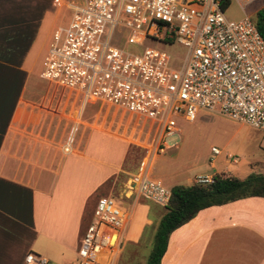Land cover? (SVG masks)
<instances>
[{
	"label": "built area",
	"instance_id": "1",
	"mask_svg": "<svg viewBox=\"0 0 264 264\" xmlns=\"http://www.w3.org/2000/svg\"><path fill=\"white\" fill-rule=\"evenodd\" d=\"M72 0L69 23L58 28L44 59L40 79L79 101L115 115H128L154 130L153 144L135 178V199L166 207L171 191L152 176L153 160L176 146L178 121L195 122L200 112L264 131V39L247 15L229 21L226 6L253 0ZM129 31V44L151 38L176 42L187 50L180 68L169 57L146 49L142 55L113 47L117 28ZM72 143L64 145L71 153ZM213 156H220L212 148ZM232 156H228L231 159ZM213 178L198 177L206 185ZM130 207L101 197L77 251L78 264H114L130 221ZM28 264L36 263L29 255Z\"/></svg>",
	"mask_w": 264,
	"mask_h": 264
},
{
	"label": "crops",
	"instance_id": "2",
	"mask_svg": "<svg viewBox=\"0 0 264 264\" xmlns=\"http://www.w3.org/2000/svg\"><path fill=\"white\" fill-rule=\"evenodd\" d=\"M71 2L0 0V264H28L31 254L33 264H78L80 241L99 199L92 208L93 196L120 170L128 151L126 140L94 131L59 156L52 144L59 117L50 114L54 110L36 111L37 78L54 32L69 23ZM106 138L124 145L123 152L103 145ZM92 144L98 148L91 150ZM95 163L102 168H93ZM140 200L126 206L127 244L140 243L147 225L151 210L137 211ZM160 264H264V198L200 211L171 233Z\"/></svg>",
	"mask_w": 264,
	"mask_h": 264
},
{
	"label": "rangeland",
	"instance_id": "3",
	"mask_svg": "<svg viewBox=\"0 0 264 264\" xmlns=\"http://www.w3.org/2000/svg\"><path fill=\"white\" fill-rule=\"evenodd\" d=\"M261 8H264V0H253L243 5L233 1L225 8L224 15L229 21H239L244 15L255 20L257 12ZM129 35V31L121 27L117 28L113 34L111 45L133 55H142L146 49L156 50L166 54L170 59V67L175 69L180 68L185 59L186 48L176 42L167 43L147 38L141 44H129L127 41ZM37 81L40 88L32 98L38 103L36 111L45 115L44 112L54 110V113L50 114H55L60 120L57 136L55 138L52 136V144L59 148V156L66 154L64 145L67 142H71L72 145L77 140L85 143L89 132L94 131L112 133L129 143L120 170L114 175H108L102 189L96 196H93L92 208L97 198L108 195L121 201L125 207L129 205V202H136L134 192L132 193L136 184L134 180L139 172L141 162L149 154V149L153 144L154 130L144 122L135 120L128 115L119 113L115 115L112 111L109 115H104L106 108H102L97 102L87 103L80 114V122L76 125L81 98H77L78 100L74 102V99H70V95L62 92L60 88L50 86L38 78ZM61 118H64L66 122ZM178 128L179 133L167 140L169 146L172 144H176V146L167 150L165 154L155 156L153 160L152 176L161 180L166 188L170 189V186L176 183L179 185H190L192 182L197 184L198 176L206 177L215 172L242 180L250 175H264V131L252 129L205 112H200L195 122L178 121ZM101 141L104 142H100L99 145L102 143L114 147L116 151L124 147V145L107 138L101 139ZM214 147L221 152L220 156L212 155L211 149ZM95 148H98L95 144L90 147L91 150ZM229 155L232 156L231 159H228ZM101 158L105 161L108 156H101ZM212 164L214 168L211 167ZM95 165L96 163L92 167L95 168ZM63 185L64 178L60 182V187ZM140 199L136 210L138 211L142 206L151 210L148 213L143 237L136 245L123 242L114 264H147L148 262L154 238L151 231L157 227L165 209L149 200ZM141 215L140 217L144 218L147 216V212L142 211Z\"/></svg>",
	"mask_w": 264,
	"mask_h": 264
},
{
	"label": "trees",
	"instance_id": "4",
	"mask_svg": "<svg viewBox=\"0 0 264 264\" xmlns=\"http://www.w3.org/2000/svg\"><path fill=\"white\" fill-rule=\"evenodd\" d=\"M256 26L264 39V8L256 15ZM210 184L175 186L171 188L169 204L164 208L153 238L147 264H160L171 233L192 220L200 211L223 206L246 198H264V175H250L245 179L214 174Z\"/></svg>",
	"mask_w": 264,
	"mask_h": 264
}]
</instances>
